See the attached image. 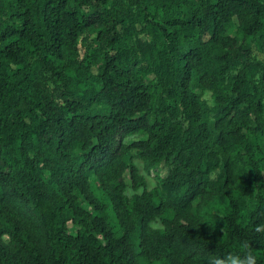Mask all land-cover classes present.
I'll use <instances>...</instances> for the list:
<instances>
[{
  "label": "trees",
  "instance_id": "trees-1",
  "mask_svg": "<svg viewBox=\"0 0 264 264\" xmlns=\"http://www.w3.org/2000/svg\"><path fill=\"white\" fill-rule=\"evenodd\" d=\"M262 54L264 0H0V264H264Z\"/></svg>",
  "mask_w": 264,
  "mask_h": 264
},
{
  "label": "rangeland",
  "instance_id": "rangeland-1",
  "mask_svg": "<svg viewBox=\"0 0 264 264\" xmlns=\"http://www.w3.org/2000/svg\"><path fill=\"white\" fill-rule=\"evenodd\" d=\"M187 3H192V0H184ZM236 20V19H235ZM135 26L137 27L136 29H140V22L138 20H135ZM234 28H235V23L233 25V28H229L228 32H230L231 34L234 33ZM139 36L143 37L144 40H151L150 34H146V33H140ZM82 48L80 49V51L82 52ZM255 52H258L257 49L255 48ZM264 56V54H262ZM203 98L207 99V102L209 104H213V101L211 99L210 93L209 92H205L203 93ZM134 162L136 163V165L139 168V171L143 174H145V178H146V183H147V187L151 188L153 187L156 182L158 177L160 176H164L166 174V169L163 167L162 164H159L155 169L151 170L148 174L144 173L143 168H142V161L140 159L135 158ZM216 173H212L211 174V178L215 176ZM263 176H264V169H263ZM132 190L131 189H127L126 190V194L130 197L132 195ZM248 197H252V203L249 205V210H253L255 208V203H260L264 205V183H263V188H257V189H253L251 191V193L249 195H247ZM198 199L194 201V205H196ZM221 198L217 197L214 200H212L209 204H207L204 207V212L206 214H211V215H216L213 216L214 217V221L213 226L216 227L217 229H219V231L224 235H228L227 230H226V223H225V216H226V211H225V207L224 205H222L220 203ZM222 201H225V198L222 197ZM248 210V211H249ZM67 227L69 229H74L75 225L70 222L67 221ZM2 239L4 241H8V237L6 235H2ZM68 264H73V262H69Z\"/></svg>",
  "mask_w": 264,
  "mask_h": 264
},
{
  "label": "clouds",
  "instance_id": "clouds-1",
  "mask_svg": "<svg viewBox=\"0 0 264 264\" xmlns=\"http://www.w3.org/2000/svg\"><path fill=\"white\" fill-rule=\"evenodd\" d=\"M211 217H204L205 221H210ZM150 227L153 230L163 231L164 225L158 220L150 222ZM257 232H264V224H258L255 226ZM242 247L247 251L241 254L229 253L226 257H213L212 264H257V255L251 251L249 242H244Z\"/></svg>",
  "mask_w": 264,
  "mask_h": 264
}]
</instances>
